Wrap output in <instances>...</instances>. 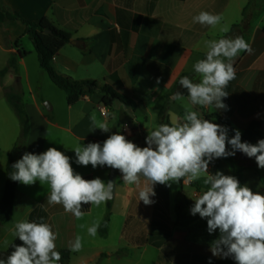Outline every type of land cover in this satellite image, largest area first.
Here are the masks:
<instances>
[{
	"label": "crops",
	"instance_id": "0c3cea01",
	"mask_svg": "<svg viewBox=\"0 0 264 264\" xmlns=\"http://www.w3.org/2000/svg\"><path fill=\"white\" fill-rule=\"evenodd\" d=\"M2 8L18 13L24 20L38 23L48 19L55 28L71 35L75 45H65L51 61L52 68L74 81L92 80L108 86L115 93L132 99L135 107L113 101L110 107L102 104L103 93L84 97L74 106L67 105L66 94L55 87L39 66L33 43L26 35L22 22L7 20L0 11V72L15 60V67L0 77V119L13 122V109L5 99L6 93L21 97L28 119V135L24 153L40 154L55 147L70 157L74 171L84 179L99 177L108 182L112 168H93L76 163L74 149L86 140L103 142L119 132L139 147H146L153 126L170 124L172 117H183L185 110L197 111L202 118L228 129L229 139L234 130L241 135L252 123L261 124L264 137V0H0ZM201 11L221 14L223 20L215 28L193 23ZM227 25L228 33L220 28ZM242 36L251 46V53L242 52L236 58V76L223 98L224 110L193 106L187 90L178 83L183 76L196 80L193 64L205 58V40ZM137 74L135 82L130 74ZM159 80V83L157 81ZM182 100L173 99L177 92ZM45 105L48 108H45ZM128 109H131L129 112ZM103 112L105 114H103ZM107 122L110 130L91 131L90 117ZM125 130V131H124ZM21 134V133H20ZM18 134L0 137V200L5 185L7 157ZM256 144V143H251ZM228 151H232L228 145ZM217 171L235 176L241 186L264 195V169L255 158L236 151L234 156L216 158L209 163V172ZM140 186L123 184L118 171L114 198L102 204L104 220L110 202L108 228L119 218L120 235L130 237L133 249L154 248L165 261L176 264L161 249L147 243L151 230L163 223L169 229L165 248L180 256L181 264H236L231 257L213 256L211 242L219 237L217 229L207 230V218L192 215L190 209L204 190L202 178L171 186L154 185L151 205L139 201ZM50 188L39 181L33 185L19 184L16 190L12 219L45 222L58 233L55 243L59 252L72 253L66 239L73 241L78 222L90 219L93 205H83L85 216L76 219L62 205H50ZM187 203L184 216L175 225V207L180 199ZM43 217V221H41ZM3 225V226H5ZM2 226V227H3ZM17 238V237H16ZM141 248V249H140ZM102 253L98 254L101 258ZM159 260V259H158Z\"/></svg>",
	"mask_w": 264,
	"mask_h": 264
},
{
	"label": "clouds",
	"instance_id": "9594fccd",
	"mask_svg": "<svg viewBox=\"0 0 264 264\" xmlns=\"http://www.w3.org/2000/svg\"><path fill=\"white\" fill-rule=\"evenodd\" d=\"M222 20L221 14L207 11L193 17V23L212 28L220 25ZM229 31L227 25L220 28L221 33ZM203 45L205 58L193 64L196 80L183 76L179 84L187 90L193 106H214L216 110H224L227 106L223 98L229 95L226 88L236 76L235 60L240 53L250 54L252 49L242 36L205 40ZM183 98L179 91L173 95L175 100ZM90 121V132L95 129L108 132L111 128L107 122L98 121L95 114ZM234 133L229 139L226 127L202 118L197 111L186 109L182 118L173 116L170 124H160L149 131L146 147H139L116 132L102 145L98 142L86 146L78 144L72 150L79 165L119 170L125 185L139 187L143 178L145 184L138 195L145 205L154 203L151 197L156 195V184L170 187L180 181L189 183L202 178L206 190L194 199L190 211L192 215L207 218L209 234L219 230V237L210 245L212 255L231 257L236 264H264V195L247 185L241 186L235 176L220 171L209 172L211 161L234 156L236 151L254 157L258 167L264 169V139L251 144L241 141L239 130ZM228 145L232 151H228ZM12 168L11 180L26 186L37 181L41 185L47 184L50 188L48 204L62 205L66 213L78 220L85 216L83 205L99 207L113 198L111 181L105 183L99 177L84 179L74 171L70 157L55 147L40 154L26 152ZM79 227L83 230L86 225ZM99 227V221L87 226V234L95 237ZM14 235L22 244L15 246L6 261L0 259V264H58L61 260L55 243L58 233L48 223L18 221ZM83 246L84 239L79 234L69 244L72 252L82 251Z\"/></svg>",
	"mask_w": 264,
	"mask_h": 264
},
{
	"label": "trees",
	"instance_id": "16d2710c",
	"mask_svg": "<svg viewBox=\"0 0 264 264\" xmlns=\"http://www.w3.org/2000/svg\"><path fill=\"white\" fill-rule=\"evenodd\" d=\"M0 11L4 14L7 20L20 21L24 24L26 29V35L30 38L33 43L34 49L38 56L39 66L44 71L51 83L62 90L66 94V102L69 106H74L80 102L84 97L90 96L94 93H103L102 104L106 107H110L113 101H118L119 103L135 107L134 102L131 98L115 93L108 86H100L97 82L92 80L85 81H74L71 78L58 74L51 65V61L56 56L59 51L71 41V35L67 32L58 30L54 25L46 18H43L38 23H32L24 20L18 13H10L2 8L0 2ZM48 32V33H47ZM264 34V28L262 30ZM11 68L15 67V60H12L10 63ZM8 68H5L0 72V77H3L7 72ZM133 82L137 79V74H130ZM179 83H176V85ZM5 99L7 103L12 107L14 113L16 114L20 126H21V135L18 142L14 145L13 149L10 151L7 157V163L5 168V185L0 200V228L8 223L13 216L14 211V201L18 185L20 184L17 181H13L10 178V173L14 171L12 165L22 158L24 154L25 141L28 135V119L25 114L21 97L17 94L6 93ZM261 124L252 123L247 130L241 135L242 142L248 143H257L260 139H264L261 136L260 132ZM146 143V140H143ZM98 141L86 140L84 145L88 143H96ZM101 145L103 142H98ZM147 145V144H146ZM187 201L182 198L175 207L176 221L174 225L182 219L184 216V208L186 207ZM110 202L107 203V214L104 218V222L101 226V231L106 230V226L109 223L110 217ZM169 229L163 223H158L156 229L151 230L150 238H148L147 243L153 245L154 247L161 249L162 253L174 261L176 264H181L179 261L180 256L175 255L170 250L165 248V242L169 237ZM22 241L17 237L13 244L6 250L0 251V259L6 261L7 257L14 251L15 246L21 245ZM67 251L60 252L61 260L58 264H67ZM121 251L116 253L120 255ZM63 254V255H62ZM106 257L104 254L101 255V258Z\"/></svg>",
	"mask_w": 264,
	"mask_h": 264
},
{
	"label": "rangeland",
	"instance_id": "374dc122",
	"mask_svg": "<svg viewBox=\"0 0 264 264\" xmlns=\"http://www.w3.org/2000/svg\"><path fill=\"white\" fill-rule=\"evenodd\" d=\"M128 110L131 112V109ZM13 114V122H5L0 119V137H5V135L8 137L11 135L12 137L18 134L16 140H14L15 145L20 139L21 126L14 111ZM156 127L154 125L153 130ZM102 212H104L102 204L99 207L94 206L90 219L78 222L77 235L79 234L83 237L84 246L80 252L67 253V264H171L169 262L167 263L154 248L146 247L147 250L142 251L130 247V237L126 236L125 232L120 235L121 222L119 218H115L109 228L107 224L106 230L102 232L101 226L104 222L102 218L100 220ZM96 221L100 222V227L97 235L91 237L87 234V226H91ZM16 222V220H13L0 228V251H6L15 241L16 236L14 235V231ZM81 224L86 225L85 229L82 230L79 227ZM63 244H70L69 239L67 238L64 243L62 242ZM120 251V255H116ZM100 253L106 257L100 258L98 256Z\"/></svg>",
	"mask_w": 264,
	"mask_h": 264
},
{
	"label": "water",
	"instance_id": "95a60500",
	"mask_svg": "<svg viewBox=\"0 0 264 264\" xmlns=\"http://www.w3.org/2000/svg\"><path fill=\"white\" fill-rule=\"evenodd\" d=\"M47 33H48V32H47ZM71 44H72V45H75L76 42L71 41ZM45 107L48 108V106H46V105H45ZM117 173H118L117 169H113V168H112V169L110 170V173H109V179H108V182L111 181V182L113 183V185H114V192H115V185H116V177H117ZM113 198H114V194H113ZM113 198L110 199V200H108V201H112Z\"/></svg>",
	"mask_w": 264,
	"mask_h": 264
},
{
	"label": "built area",
	"instance_id": "2783aa9c",
	"mask_svg": "<svg viewBox=\"0 0 264 264\" xmlns=\"http://www.w3.org/2000/svg\"><path fill=\"white\" fill-rule=\"evenodd\" d=\"M103 114H105L104 112H103ZM125 131V130H124ZM117 171H119V170H117Z\"/></svg>",
	"mask_w": 264,
	"mask_h": 264
}]
</instances>
